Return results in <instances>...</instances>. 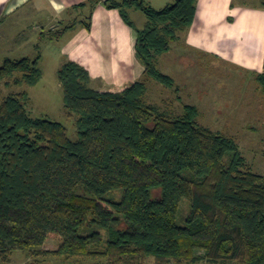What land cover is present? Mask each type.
Instances as JSON below:
<instances>
[{
  "label": "trees",
  "instance_id": "obj_1",
  "mask_svg": "<svg viewBox=\"0 0 264 264\" xmlns=\"http://www.w3.org/2000/svg\"><path fill=\"white\" fill-rule=\"evenodd\" d=\"M101 1L135 30L145 74L173 87L158 57L191 27L198 0L160 9L143 0H88L77 7ZM128 6L146 14L143 28L122 12ZM40 58H5L0 82L20 72L16 83H36ZM58 78L76 139L63 122L31 115L26 91L0 103V264L17 251L26 252L29 264L49 254L110 264H145L148 257L156 264H264V173L252 170L234 138L200 125L193 105L174 117L147 102L142 80L91 87L88 70L74 60ZM256 79L264 91V72ZM185 198L190 211L181 225ZM50 240L57 249H46Z\"/></svg>",
  "mask_w": 264,
  "mask_h": 264
},
{
  "label": "rangeland",
  "instance_id": "obj_2",
  "mask_svg": "<svg viewBox=\"0 0 264 264\" xmlns=\"http://www.w3.org/2000/svg\"><path fill=\"white\" fill-rule=\"evenodd\" d=\"M143 1L146 5L160 9L174 0ZM249 1L253 5L264 4V0ZM135 8L137 7L128 6L122 12L129 16L137 28H143L148 21V17L140 8H137L138 12L136 11L134 13L133 10ZM97 30H94V42H91L92 46L90 48L96 44L98 46ZM30 35L31 29L27 26L25 29L20 28L19 34L13 36L14 38H20L22 40L20 43H24L22 45L23 47L15 40L10 41L9 37L8 45L4 44L1 46L0 43V64L7 57L17 59L23 57L35 58L40 53L42 57V60L39 61V66L42 69L41 77L34 84H28L25 81L16 83L15 79L22 78L23 75L17 72L14 76L1 81L0 103L10 93L26 91L29 96L27 107L31 115L35 117H48L63 122L67 127L68 135L76 139L78 132L75 117H70L67 113L64 104V89L58 78V71L62 65L68 60H73V58L72 56L64 57L60 53L61 45L58 42L59 37L57 33L56 35H46L39 43L38 40L36 43L33 42L35 37ZM28 36H30L29 40ZM181 41L175 42L172 50L161 54L157 61L159 69L174 78L175 85L173 87H168L146 75L144 65L135 53L134 57H136V61L143 68L142 73L138 71L136 61L133 63L126 56L127 50L124 44L125 33L120 34L119 52L115 53L117 61L116 67H100L95 58L97 52L90 51L86 53L87 55L84 57V61L87 66H83L89 72L90 86L95 88H119L117 79L113 84L102 82L99 71L106 70L109 73L116 71L117 73L119 70L118 63L120 62H118V59H121L120 57L125 55L126 58L122 64H125L127 68L123 67V70L129 69L132 71L130 74L132 78L127 83H132L136 80L144 81L147 89L145 94L147 102L158 105L161 110L174 117L183 114L186 105L195 106L198 111L197 121L200 125L234 138L252 170L258 173H264V91L255 75H249L242 68L239 69L225 61L200 55L186 48L182 45L183 43ZM34 43L38 45V48ZM79 49L76 54L81 51ZM121 195L122 193L120 191L115 193L116 197H121ZM189 211L190 201L185 198L177 218L179 224H185ZM97 229L98 227L93 228V230ZM58 246L59 243L55 240H50L45 245L48 250H55ZM98 249H104V246L101 245ZM14 254V258L20 257L21 260L27 263L32 260L26 257V252L24 251H17ZM42 258L44 261L41 264H110L107 258L100 257L83 259L72 257L67 259L49 254ZM140 262L141 260L137 259L130 264H139ZM144 263L156 264L153 257L146 258ZM182 264L237 263L202 260L196 263L183 262Z\"/></svg>",
  "mask_w": 264,
  "mask_h": 264
},
{
  "label": "crops",
  "instance_id": "obj_3",
  "mask_svg": "<svg viewBox=\"0 0 264 264\" xmlns=\"http://www.w3.org/2000/svg\"><path fill=\"white\" fill-rule=\"evenodd\" d=\"M87 1L0 0L1 46L8 45V37L10 41L20 43L22 40L13 36L19 34L20 28L28 26L35 43L48 34L57 33L60 53L64 57L72 56L74 61L87 66L84 61L86 53L96 51L95 58L100 67H116L115 53L119 52L120 34L125 33L126 56L134 63L135 30L125 22L118 8H109L103 1L92 9L77 7ZM133 11L138 12L137 8ZM87 16H91L90 28L87 27L90 21ZM94 30L98 31V46L90 48L94 42ZM182 37L183 40H179L183 41L182 45L200 55L225 61L255 77L264 72V4L253 5L249 0H198L195 19ZM78 49L81 51L76 54ZM120 58L117 73L99 71L102 82L113 84L117 79L119 88L129 84L127 81L132 78L131 70H123L125 55ZM136 66L142 73V65L136 61ZM14 255L5 264H29Z\"/></svg>",
  "mask_w": 264,
  "mask_h": 264
}]
</instances>
